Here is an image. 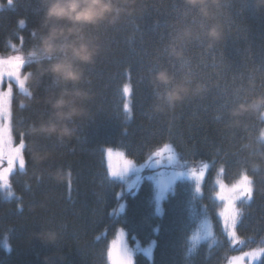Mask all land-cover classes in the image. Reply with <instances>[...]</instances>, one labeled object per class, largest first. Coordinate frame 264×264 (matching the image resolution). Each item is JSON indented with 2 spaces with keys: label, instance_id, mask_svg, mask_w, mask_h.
I'll return each mask as SVG.
<instances>
[{
  "label": "trees",
  "instance_id": "16d2710c",
  "mask_svg": "<svg viewBox=\"0 0 264 264\" xmlns=\"http://www.w3.org/2000/svg\"><path fill=\"white\" fill-rule=\"evenodd\" d=\"M208 8L205 17L199 6L185 0H137L132 15L93 33L101 52L86 69L85 86L95 94L90 119L76 122L78 135L71 141H46L53 157L38 171L29 159L26 173L11 177L12 196L0 191V264H44V257L52 264H108L107 249L120 226L131 243L156 238L153 256L138 250L134 264H225L240 248H233L222 231L215 176L223 165L225 180L235 181L239 161H246L254 191L251 201L238 202L243 215L237 230L245 239L243 247L264 244V148L256 142L264 117L257 112L237 127L225 126L231 108L264 94V8L256 0H220ZM40 16L41 0H14L13 5L0 0V52L26 53ZM214 24L223 27L224 39L208 49L206 34ZM173 49L182 57L176 58ZM161 68L178 79L202 83L206 91L166 114L154 112L157 90L150 77ZM126 83L132 89L129 112L123 108ZM23 99L17 89L14 120H34L39 106L20 109ZM165 143L181 159H206L211 165L202 194L195 193L191 180L180 178L158 214L153 180L145 177L135 192H122L124 182L108 178L105 151L118 147L142 160ZM54 170L63 173L58 180L49 174ZM122 196L125 209L117 213ZM205 214L218 236L194 244L191 235ZM42 230L58 234L54 245L34 238ZM256 264H264V256Z\"/></svg>",
  "mask_w": 264,
  "mask_h": 264
},
{
  "label": "clouds",
  "instance_id": "9594fccd",
  "mask_svg": "<svg viewBox=\"0 0 264 264\" xmlns=\"http://www.w3.org/2000/svg\"><path fill=\"white\" fill-rule=\"evenodd\" d=\"M137 0H41V16L35 28L37 33L32 47L26 52L23 74L27 75L26 85L33 93L25 100L29 106L40 108L34 120L21 121L17 132L23 131L27 137V150L34 170H41L46 161L53 157L47 142L63 143L78 135L77 121L90 119L89 103L94 93L86 87V69L96 63L101 45L94 36L102 26H115L124 16L135 12ZM192 6H199L207 17L209 3L220 0H185ZM7 0V5H13ZM258 7L264 8V0H256ZM208 49L224 39L223 27L214 24L207 30ZM35 55L28 56L33 52ZM176 58L183 53L173 49ZM50 58V59H49ZM157 90L154 112L166 114L173 111L191 97L202 95L206 88L200 82L178 79L165 68L155 71L150 77ZM264 113V94L252 96L246 102L236 104L228 112L226 127H237L242 118L249 114ZM251 148L250 144L244 145ZM256 153H253L255 156ZM264 158V153H260ZM253 167L259 164L253 162ZM54 179L63 173L50 171ZM45 246L54 245L58 234L53 230H42L34 234ZM44 264H52L50 257H44Z\"/></svg>",
  "mask_w": 264,
  "mask_h": 264
},
{
  "label": "snow or ice",
  "instance_id": "6c2138e0",
  "mask_svg": "<svg viewBox=\"0 0 264 264\" xmlns=\"http://www.w3.org/2000/svg\"><path fill=\"white\" fill-rule=\"evenodd\" d=\"M11 3V0H8ZM21 25L25 22L21 21ZM35 35V30H33ZM28 56L35 55L34 51L27 53ZM50 59V58H49ZM26 63V53L17 51L13 55H0V186L5 190L7 196H12L13 185L11 183V177L18 171L19 173H26L29 163V152L27 150V137L25 132H17V126L21 121L14 120V93L18 89L24 99L19 101L18 107L24 109L28 107L25 100L32 97L33 93L26 85L27 75L23 74ZM122 91L125 97V103L123 108L125 112L130 111L129 97L131 96L132 89L129 84H124ZM228 106V101H225V107ZM264 117V113H261ZM14 127L16 135L14 136ZM257 144L264 148V131H261L257 138ZM254 152L257 150H253ZM167 152L169 163L173 162L176 158L173 146L169 143H165L162 147L155 150L153 155L157 158L155 164L159 166L164 153ZM105 157L107 161V175L108 178L113 177H125L129 171L136 167V163L133 159L126 158L124 152L116 151L109 147L105 151ZM117 161L114 163L113 158ZM240 175L238 179L233 183H225L224 181H217L218 190L215 191V198L221 202L222 207L219 209L217 215L220 219L222 231L229 243L244 244L245 241L237 240V225L243 215L242 206L238 207L237 203L242 202L246 204L251 201L253 196V181L247 173V168L244 166L246 161H239ZM207 164L203 165L201 170H191L188 175L195 181V193L197 195L202 194V183L206 177ZM255 168V167H254ZM223 171V168L221 169ZM184 173H173L167 181H158V194L156 196L157 206L156 211L158 214H162V208L160 201L165 197L168 189L175 182L177 176H183ZM135 184L131 183L127 186V190L131 191L135 188ZM125 205H120V210H124ZM203 230L205 236L213 237L214 233L212 225L208 219L203 222ZM123 229L120 230V235H123ZM195 242V237L192 238ZM146 255H151L150 249H144ZM257 253L264 256V248H258L252 253H245L244 256H233L232 262L243 260L249 255L256 258ZM133 249L129 248L124 242L117 244L116 240L111 242V245L107 249L106 258L108 264H133ZM231 264V262H230Z\"/></svg>",
  "mask_w": 264,
  "mask_h": 264
},
{
  "label": "rangeland",
  "instance_id": "374dc122",
  "mask_svg": "<svg viewBox=\"0 0 264 264\" xmlns=\"http://www.w3.org/2000/svg\"><path fill=\"white\" fill-rule=\"evenodd\" d=\"M17 51L18 50L14 51V52H11L9 54H4V53L0 52V55H13V54H16ZM19 51H21V50H19ZM129 102H130V109H131V96L129 97ZM262 131H264V126H263ZM14 136H15V134H14ZM111 148H113L114 152L120 151V152H124L125 153L124 149H122V148H118V147H111ZM173 149H174L176 158L171 163H169V161H168V155L169 154L167 152H165L164 155L159 158V159H161V164L159 166H157L155 164V160L157 158L153 154L152 155L149 154L148 157H146L145 159H142V160H134V162L136 163V167L131 169L129 171V173L125 177H123V178L115 177V178L121 179L124 182V186L122 188V192H125V191L129 192L127 190V186L129 184H131V183H134L136 187L133 188L130 192H135L138 189L141 181L145 177H148V178L152 179L154 184H155V200H156V196L158 194V190H157L158 189V181H161V180L162 181H167L172 176L173 173L182 172V173H184V175L183 176H177L175 182L168 189L165 197L167 196L168 192L174 187L176 181L178 179H180V178H185V179L191 180L194 183V186H195V181L193 179H191L189 177V175H188V173L191 170H201L203 168V165L207 164L208 165V168L206 170V175H207L209 167L211 165V162L209 160L203 159V160H198V161H187V160L181 159L179 157V154L176 151L174 146H173ZM125 156H126V158H130L126 154H125ZM113 162L116 163V162H119V161L113 159ZM222 168H223V171H221ZM217 181H224L225 183H229V184L235 182V181L228 182V181L225 180L223 165H219L218 170L216 172V176H215L216 190L215 191L218 190V186H217V183H216ZM202 185H203V183H202ZM0 191H2L5 194V190L3 189L2 186H0ZM202 191H203V187H202ZM164 198L160 201V206L162 208V213H163V209H164V204H163ZM121 204L126 205L125 196H122L119 199L118 203L116 204V206L114 208L115 212H117V213L121 212V210H120V205ZM156 206H157V201H156ZM237 206L240 207L238 203H237ZM221 207H222V204L220 205V208ZM124 209H125V207H124ZM205 219H208L210 221L211 225H212V230H213V233H214L213 237L205 236V233H204V230H203V222H204ZM121 229H123V233H124L123 235H120V230ZM217 236H218V234H217V229H216V226L214 224V221L212 220V218L209 215L205 214L203 216V218L201 219V221L199 222V224L196 227V229H194V231H193V233L191 235V241L194 244H197V243H200V242H202L204 240H208V239L215 240V238ZM193 237L196 238L195 242L192 239ZM113 240H116L118 245H119L120 242H124V243H126L128 245L129 248L133 249V253H134L133 254V264H134V259H135V253L138 250L144 251V249H150L151 250V255L149 257L151 258L153 256V250H154V246H155V243H156V238H152L148 242H143L140 238H137L134 242L131 243V241L129 239L128 231L123 226L118 227L115 236H113L111 238V240H110V245H111V242ZM237 240L238 241H245V239L242 236L239 235L238 230H237ZM230 244H231V246L233 248H240V249L230 253V256H229L228 260L225 262V264H230V262H231V264H256L257 262H259V260L262 257V255L257 253V257L256 258H254L251 255H249L248 257H246L243 260L232 262L231 258L233 256H238L239 257V256H244L245 253H249L250 254L253 251H255L256 249H258V248H264V244L257 245V246H251V247H243L244 244H239V243H236V242H233V243H230Z\"/></svg>",
  "mask_w": 264,
  "mask_h": 264
}]
</instances>
